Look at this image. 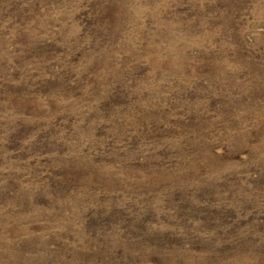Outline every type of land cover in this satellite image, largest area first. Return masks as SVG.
I'll list each match as a JSON object with an SVG mask.
<instances>
[{"label":"rangeland","instance_id":"374dc122","mask_svg":"<svg viewBox=\"0 0 264 264\" xmlns=\"http://www.w3.org/2000/svg\"><path fill=\"white\" fill-rule=\"evenodd\" d=\"M0 72V264H264V0H0Z\"/></svg>","mask_w":264,"mask_h":264},{"label":"bare ground","instance_id":"6f19581e","mask_svg":"<svg viewBox=\"0 0 264 264\" xmlns=\"http://www.w3.org/2000/svg\"><path fill=\"white\" fill-rule=\"evenodd\" d=\"M150 1V0H149ZM111 2V1H110ZM160 3H161V1H159ZM119 3V2H118ZM147 3V2H146ZM112 4V3H111ZM163 4V3H162ZM168 5V4H167ZM116 6V5H115ZM139 6V5H138ZM161 7V6H160ZM158 8V7H157ZM161 10V9H160ZM167 10V9H166ZM158 11V10H157ZM124 13V12H123ZM162 13V12H161ZM177 22V21H176ZM161 27V26H160ZM163 27V26H162ZM165 28V27H164ZM169 28V27H168ZM170 29V28H169ZM28 32V31H27ZM138 34V33H137ZM164 38V37H163ZM203 38V37H202ZM168 40H170L168 37H167V41ZM174 40V39H173ZM196 40V39H195ZM161 41H162V39H161ZM171 41V40H170ZM17 42V41H16ZM135 42V41H134ZM163 42V41H162ZM195 42V41H194ZM156 43V42H155ZM160 43V42H159ZM166 43V42H165ZM197 44H199V43H197ZM162 46V45H161ZM173 46V45H172ZM193 46V45H192ZM160 48V47H159ZM168 48V47H167ZM154 49V48H153ZM183 49V48H182ZM180 50V49H179ZM155 51H158V50H156L155 49ZM154 51V52H155ZM181 51V50H180ZM184 52V51H183ZM3 53V52H2ZM153 53V52H152ZM163 53V52H162ZM156 54V53H155ZM183 54V53H182ZM4 56V55H3ZM156 56L157 57H159L158 56V54H156ZM168 56V55H167ZM173 57V56H172ZM183 57V56H182ZM184 57H185V54H184ZM184 60H185V58H184ZM169 64H172V59L171 58H169L168 60H166ZM183 61V60H182ZM175 63V62H174ZM178 63H180V62H178ZM156 64V63H155ZM176 64V63H175ZM181 64V63H180ZM103 65V64H102ZM213 66V65H212ZM179 67H180V65H179ZM183 68V67H182ZM154 71H155V69H154ZM182 71H183V69H182ZM1 73V72H0ZM179 73V72H178ZM241 73V72H240ZM4 74V73H3ZM174 75V74H173ZM153 77V76H152ZM180 77V76H179ZM177 79V78H176ZM23 80V79H22ZM180 80V79H179ZM19 83V82H18ZM236 83V82H235ZM228 84V83H227ZM19 85V84H18ZM230 86V85H229ZM234 88V87H233ZM238 92V91H237ZM27 95V94H26ZM241 97V96H240ZM251 97V96H250ZM39 102V101H38ZM251 102V101H250ZM2 105V104H1ZM15 105V104H14ZM256 107V106H255ZM21 110V109H20ZM251 110V109H250ZM264 111V110H263ZM20 112V111H19ZM7 116V115H6ZM9 116V115H8ZM242 118V117H241ZM15 120V119H14ZM246 122V121H245ZM237 127V126H236ZM250 135V134H249ZM242 136H244V135H242ZM263 143V142H262ZM261 145V144H260ZM260 147V146H259ZM210 170V169H209ZM30 199V198H29ZM17 204V203H16ZM31 204H32V202H31ZM20 210V209H19ZM14 212V211H13ZM14 217V216H13ZM2 220V219H1ZM23 220V219H22ZM9 224V223H8ZM2 225V224H1ZM11 225V224H10ZM8 231V230H7ZM25 232V231H24ZM11 233V232H10ZM18 233V232H17ZM22 233V232H21ZM8 236V235H7ZM9 241V240H8ZM4 242V241H3ZM10 243H12V242H10ZM13 245V244H12ZM3 248V247H2ZM6 249V248H5ZM11 252V251H10ZM2 253V252H1ZM7 253V252H6ZM9 255V254H8ZM3 256V255H2ZM11 256V255H10ZM3 259V258H2ZM4 261V260H3ZM5 262V261H4ZM16 263V262H15Z\"/></svg>","mask_w":264,"mask_h":264}]
</instances>
